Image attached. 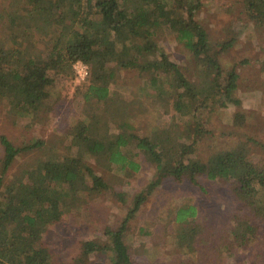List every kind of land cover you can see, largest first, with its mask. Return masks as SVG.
<instances>
[{"label": "trees", "instance_id": "obj_1", "mask_svg": "<svg viewBox=\"0 0 264 264\" xmlns=\"http://www.w3.org/2000/svg\"><path fill=\"white\" fill-rule=\"evenodd\" d=\"M7 1V8L0 10V101L16 116L43 121L56 85L73 78V64H86L89 74L82 85L85 119L65 122L59 138L17 147L6 136L0 137V264H84L90 255L102 251L98 242L87 241L71 262H60L45 235L73 211H82L113 190L93 162L130 177L139 168L136 158L142 152L155 163V175L135 195L117 228L106 229L113 264H132L126 227L147 194L166 179L188 180L201 191H205L199 181L202 177L228 186L233 205L240 208L230 215L228 228L219 237L223 247L224 239L230 240V256L250 243L264 242V162H254L243 142L230 149H214L205 160L194 155L205 134L194 122L195 113L208 104L241 106L236 94L238 64L227 71L219 59L233 41L212 45L196 19L201 0ZM241 2L247 17L256 26L264 25V0ZM157 27L173 34L191 53L198 67L196 80L186 77L185 69L168 58L156 41ZM38 46L41 52L36 51ZM124 68L139 73L144 94L155 107H169L183 129L174 123L143 136L131 130L113 89L117 72ZM232 117L234 124L244 123L243 113ZM65 140L68 154L59 147ZM35 151L41 157L27 159L5 181L17 159ZM196 216L192 205L175 210L173 236L179 246L191 248L200 240L205 242L204 227Z\"/></svg>", "mask_w": 264, "mask_h": 264}, {"label": "rangeland", "instance_id": "obj_2", "mask_svg": "<svg viewBox=\"0 0 264 264\" xmlns=\"http://www.w3.org/2000/svg\"><path fill=\"white\" fill-rule=\"evenodd\" d=\"M10 1L0 0V10L7 8ZM197 21L206 30L209 41L214 46L233 41L232 46L219 55L225 70L234 64L239 74L237 97L241 106L218 108L211 104L195 113V121L205 134L197 144L196 159L205 160L214 149H230L239 142L246 144L249 157L254 162H264V25L256 26L244 13L241 0H201ZM156 41L168 58L185 69V76L196 80L198 67L191 53L165 28H156ZM43 49L38 46L36 51ZM243 62V63H242ZM73 69V68H72ZM73 78L56 85V93L50 100L44 120L39 123L16 116L5 101H0V137L6 136L15 146L28 145L37 140L54 141L62 133L63 124L75 118L85 119L87 105L82 100L84 81ZM113 89L116 104L123 108L126 121L132 131L149 135L156 127L166 128L178 123L169 107H155L153 99L144 94V80L135 69L124 68L117 72ZM241 112L245 116L242 125L232 122L233 114ZM255 141V143L251 142ZM67 142V143H66ZM68 154L69 141L59 147ZM52 149V146L50 150ZM42 153L32 152L21 155L9 169L5 181L20 170V165L29 158L38 159ZM3 152L0 145V160ZM139 168L130 177L117 171H107L96 162L92 165L113 190L103 193L86 205L82 211L72 212L61 222L53 225L45 235L52 255L57 261L71 262L76 258L85 242L96 241L102 251L90 255L84 264H113L107 227L116 229L126 212L132 206L136 194L154 178L155 163L142 152L136 158ZM205 191L199 190L188 180L177 183L166 179L154 189L128 222L125 240L132 264H264V242L250 243L245 249L230 256L227 250L230 240L224 239V247L219 244L220 235L228 228L230 215L239 213L229 193L228 186L199 179ZM194 206L196 222L201 224L205 234L191 248L179 246L175 231V210L178 207ZM238 207V206H237ZM211 241V242H209ZM214 242V243H212Z\"/></svg>", "mask_w": 264, "mask_h": 264}, {"label": "built area", "instance_id": "obj_3", "mask_svg": "<svg viewBox=\"0 0 264 264\" xmlns=\"http://www.w3.org/2000/svg\"><path fill=\"white\" fill-rule=\"evenodd\" d=\"M73 69H74L77 81H79V82L85 81V79L87 78V76L89 74L88 66L86 64L78 61V62L73 64Z\"/></svg>", "mask_w": 264, "mask_h": 264}]
</instances>
